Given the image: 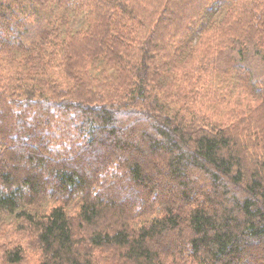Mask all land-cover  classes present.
Here are the masks:
<instances>
[{
	"label": "trees",
	"instance_id": "trees-1",
	"mask_svg": "<svg viewBox=\"0 0 264 264\" xmlns=\"http://www.w3.org/2000/svg\"><path fill=\"white\" fill-rule=\"evenodd\" d=\"M257 57L264 0H0V264H264Z\"/></svg>",
	"mask_w": 264,
	"mask_h": 264
},
{
	"label": "rangeland",
	"instance_id": "rangeland-1",
	"mask_svg": "<svg viewBox=\"0 0 264 264\" xmlns=\"http://www.w3.org/2000/svg\"><path fill=\"white\" fill-rule=\"evenodd\" d=\"M34 29L37 28L36 26H32ZM250 68L252 72H254L259 77H264V62L261 61L258 57L257 58H251L249 61Z\"/></svg>",
	"mask_w": 264,
	"mask_h": 264
}]
</instances>
